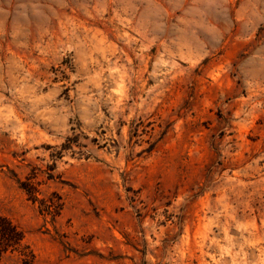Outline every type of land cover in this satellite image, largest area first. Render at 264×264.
Returning <instances> with one entry per match:
<instances>
[{
  "label": "rangeland",
  "instance_id": "374dc122",
  "mask_svg": "<svg viewBox=\"0 0 264 264\" xmlns=\"http://www.w3.org/2000/svg\"><path fill=\"white\" fill-rule=\"evenodd\" d=\"M0 215V264H264V0H0Z\"/></svg>",
  "mask_w": 264,
  "mask_h": 264
},
{
  "label": "trees",
  "instance_id": "16d2710c",
  "mask_svg": "<svg viewBox=\"0 0 264 264\" xmlns=\"http://www.w3.org/2000/svg\"><path fill=\"white\" fill-rule=\"evenodd\" d=\"M0 225L3 226L5 231H7V233H3L0 235V257H1V254L7 251L9 246L18 243L23 238V235L20 231L17 230L16 225H14L12 221L5 216L0 215ZM1 240L4 241L3 246L1 245L2 244ZM20 255L24 261L23 255H25V253H22Z\"/></svg>",
  "mask_w": 264,
  "mask_h": 264
}]
</instances>
